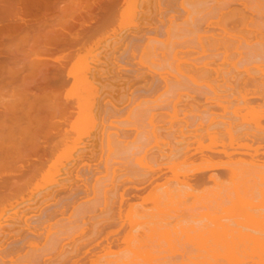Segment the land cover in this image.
<instances>
[{"label": "rangeland", "instance_id": "obj_1", "mask_svg": "<svg viewBox=\"0 0 264 264\" xmlns=\"http://www.w3.org/2000/svg\"><path fill=\"white\" fill-rule=\"evenodd\" d=\"M129 1L0 0V264H94V261L97 264H133V259L137 264V259L142 262L141 254H137L140 252H137L138 244L143 242L138 250L143 246L147 249L152 244L155 246L154 243L160 238L159 251H163L161 254H165L168 260L170 255V260L174 256L177 261L182 254L183 257L179 258L182 264L185 262L184 257L187 261L191 258L190 262L195 263L193 256L199 262L201 259L202 262H207L209 249L207 245H203V241L208 244L211 239L210 235L205 236L208 237L207 241L203 237L204 234L208 235L206 226L213 222L211 219H215H209L210 222L208 212H216L218 221L225 216L221 210L209 208L214 203L209 196L214 197L215 194L212 195L213 192L209 189L212 187L208 182L209 176L216 174L215 176L223 178L221 174H224L229 162H234V157L242 166L245 162L252 163L256 159L259 163L254 161L253 164L264 170V83H259L261 80L264 82V67L257 69L261 64L264 65V61L254 42L261 35L264 38V16L260 18V30L253 24L251 27L249 23L239 24L243 30L241 26V29L236 26L238 24H218L219 12L209 11L213 0H150L149 3L148 0ZM243 13L247 22L259 20L257 15L249 11ZM198 20L206 22L202 24ZM225 28L235 38L229 44L223 43L222 33ZM247 31L250 36L249 33L246 34ZM172 34L174 37H171ZM241 35V38L248 39L251 47L245 45V40L239 37ZM149 41H152L151 44ZM228 51V56L236 61L230 60L236 63L235 68L232 67V62L227 63ZM174 54L177 60L173 59ZM181 60L184 61L181 63ZM245 68L248 69L244 70ZM189 69L187 73L186 70ZM195 80L197 83H194ZM206 83L210 85L206 86ZM242 116L247 119L245 117L243 120ZM225 121H230L227 124H231L227 125ZM255 133H260V136ZM249 155L255 159L251 160ZM233 164L230 165L232 171L237 169V162L234 166L236 169H233ZM248 169L245 170L246 173L241 172L246 177L240 180L242 184L245 183L246 188L254 187V191L249 190L253 194L255 187L259 185L255 182L259 174L254 176L253 172H256L251 170L253 175L247 173ZM237 172L238 169L232 179L237 178ZM248 174L251 178H247ZM234 180L233 182L236 181ZM251 182L254 184L251 185ZM186 183L188 185H184ZM260 184L264 185L263 182ZM199 185H202L203 190L199 189ZM176 186H181L182 189ZM165 188L169 190V194ZM163 189L167 196L172 193L174 196H170L177 200L170 199V196L168 198ZM181 190H184L182 194L177 195ZM222 190L215 189V192L224 196ZM154 193L158 204L163 203L162 206H155L157 201L154 200L157 199H153ZM161 194L168 199L165 201ZM256 194L258 196V192ZM159 195L162 198L159 199ZM194 196L196 199L199 196V200L195 202ZM198 201L201 204L204 202L207 207L201 206ZM210 201L213 203L210 204ZM220 203H223L222 200ZM257 203L247 213L259 210ZM203 208L208 211L209 215L205 213L207 217ZM155 209L161 211L158 213L161 216L157 215ZM164 210L173 213L165 215ZM257 210L256 213L262 211ZM150 211L156 213V218L155 213L151 214ZM144 213L159 219L158 222L152 217L158 223V229L163 226L164 229L171 228L173 232L167 230L170 232L165 233L163 230L165 236L161 229L159 231L155 228L158 231H154L151 228V238L145 237L148 236L145 228L151 223L146 224L144 218H138L146 215ZM162 214L167 219H162ZM129 217L136 220L132 223ZM152 218L148 220L152 222ZM162 220H165L163 225ZM167 224L170 225L169 228ZM175 228H178L176 232ZM204 230L206 232L203 233ZM126 231L132 235H126ZM152 234H155L154 237ZM165 240L174 244L170 247L173 252L168 249L169 244L164 245ZM130 242L134 244L133 247ZM174 246L177 249L173 250ZM123 248L128 251H123ZM149 251L153 252V249ZM181 251L183 252L179 254ZM123 252L131 255L136 252L137 255L133 257L126 254L125 258ZM122 257L126 260H122ZM115 259L125 263H119ZM140 261L138 263L141 264ZM173 261L175 260L172 259Z\"/></svg>", "mask_w": 264, "mask_h": 264}, {"label": "bare ground", "instance_id": "obj_2", "mask_svg": "<svg viewBox=\"0 0 264 264\" xmlns=\"http://www.w3.org/2000/svg\"><path fill=\"white\" fill-rule=\"evenodd\" d=\"M29 1V0H28ZM32 1V0H31ZM34 1V0H33ZM129 1V0H128ZM130 1H132V0H130ZM129 1V2H130ZM149 1L150 0H148V3H149ZM182 1V0H181ZM199 1V0H198ZM202 1V0H201ZM206 1V0H205ZM205 1L204 2H202L203 4L205 3ZM209 1V0H208ZM212 1V0H211ZM25 2V1H24ZM170 3V2H169ZM202 3H200L201 5H202ZM207 3V2H206ZM27 4V3H26ZM28 4H30V5H32L31 3H28ZM146 4V3H145ZM211 4V3H210ZM234 4L236 5V7H234ZM173 5V4H172ZM186 5V4H185ZM192 5V8H193V3L191 4ZM197 5H199V4H197ZM239 5V6H238ZM181 6L183 7V5L181 4ZM203 7H204V5H202ZM210 6V5H209ZM234 8H233V7ZM131 7V6H130ZM154 7V6H153ZM157 7V6H156ZM186 7V6H185ZM222 8V9H221ZM223 8H225L227 11L225 12V9H223ZM194 9H195V7H194ZM205 9V8H204ZM155 10V9H154ZM196 10H198V8L196 9ZM195 10V11H196ZM201 10V9H200ZM214 10H216V11H218L219 12V21H218V24H221V25H228V24H238V25H236V26H238L239 27V29H243V27L241 26V28H240V26H239V24H245V23H249V26L251 25V24H253V25H255V26H257V29H259L260 27H258V26H261L260 25V23H261V20H260V18H262L263 16H264V0H213L212 1V5H211V7H210V10L209 11H214ZM222 10H224V11H222ZM160 11V10H159ZM175 11V10H174ZM244 11H249V12H251V13H253L254 15H257L258 16V18L257 19H259V20H257V21H252L253 20V18L250 20V21H252L251 23L250 22H247L246 20H244V16H242V13L244 12ZM225 12V13H224ZM204 13V12H203ZM206 13V12H205ZM246 13V12H245ZM245 13H243V14H245ZM198 15H199V13H198ZM198 15H197V18H198ZM205 15H208V14H205ZM204 14H203V16H205ZM248 15V14H247ZM211 16V15H210ZM250 16V15H249ZM256 16V17H257ZM192 17V16H191ZM200 17V16H199ZM207 17V16H206ZM205 17V18H206ZM209 17V16H208ZM216 17V16H215ZM255 17V18H256ZM186 18H187V16H186ZM209 18H211L212 19V17H209ZM214 18V17H213ZM217 18V17H216ZM176 19V18H175ZM164 20V19H163ZM173 20V19H172ZM187 20V19H186ZM208 19H206V21H207ZM214 20V19H213ZM249 20V19H248ZM187 21H190V20H187ZM206 21H204V22H206ZM217 21V20H216ZM173 22V21H172ZM172 22L170 23L171 25H172ZM182 22V21H181ZM184 22H186L185 20H184ZM192 22H193V20H192ZM198 22L200 23L201 22V20L199 21L198 20ZM203 22V23H204ZM162 23H163V21H162ZM187 24H188V22H186ZM185 23V24H186ZM190 23V22H189ZM198 23V24H199ZM202 23V22H201ZM202 23V24H203ZM263 23V22H262ZM39 24V23H38ZM136 24V23H135ZM166 24V23H165ZM191 24H193V23H191ZM161 25V24H160ZM216 25V24H215ZM246 25V24H245ZM244 25V26H245ZM207 26V25H206ZM254 26V27H255ZM23 27V26H22ZM218 27V26H217ZM221 27V26H220ZM219 27V28H220ZM230 27V26H229ZM251 27V26H250ZM221 28H223V27H221ZM237 28V27H236ZM247 28V27H246ZM21 29V28H20ZM24 29V28H23ZM27 29V28H26ZM33 29V28H32ZM37 29V28H36ZM253 29V28H252ZM263 29H264V27H263ZM19 30V29H18ZM139 30H140V28H139ZM244 30V29H243ZM248 30H249V27H248ZM250 30H251V28H250ZM260 30V29H259ZM262 30V29H261ZM132 31V30H131ZM141 31V30H140ZM256 31V30H255ZM258 31V30H257ZM264 31V30H263ZM29 32V31H28ZM27 32V33H28ZM178 32H179V30H178ZM231 32V31H230ZM261 32V31H260ZM16 33V32H15ZM136 33V32H135ZM175 33H176V31H175ZM232 33V32H231ZM243 33V32H242ZM241 33V34H242ZM247 33H249V31H247L246 32V34ZM251 33H252V31H251ZM264 33V32H263ZM35 34V33H34ZM222 34H224L222 37H223V39H224V41H223V43H228L229 44V42L232 40V38L233 39H235L234 37H233V35H231L230 33H228V31H226V28L223 30V33ZM236 34V33H235ZM239 34H240V32H239ZM40 35V34H39ZM84 35V34H83ZM248 35V34H247ZM41 36V35H40ZM173 36V34L171 35V37ZM211 36H213V35H211ZM210 36V37H211ZM235 36V35H234ZM245 36V35H244ZM249 36H250V33H249ZM248 36V37H249ZM251 36H252V34H251ZM35 37H37L36 36V34H35ZM174 37V36H173ZM176 37V36H175ZM238 37V36H237ZM240 38L242 37V35L241 36H239ZM254 37V36H253ZM26 38V37H25ZM34 38V37H33ZM139 38V37H138ZM168 38H170V36L168 37ZM180 38V37H179ZM213 38H215L214 36H213ZM229 38H231V39H229ZM28 39V38H27ZM39 39V38H38ZM122 39V38H121ZM216 39V38H215ZM241 39H244L245 40V45L247 46L248 45V47H249V45H250V47H251V44H250V42L248 41V39L247 38H241ZM250 39V38H249ZM252 39H254V38H252ZM124 40V39H123ZM176 40H177V38H176ZM207 41H208V39H206ZM210 40H212V39H210ZM217 40V39H216ZM244 40H243V42H244ZM168 41H169V39H168ZM174 41V40H173ZM150 42H152V41H149V43ZM158 42H160V40H158ZM162 43H163V41H161ZM165 42H167V41H165ZM187 42V41H186ZM239 42H242L241 40L239 41ZM255 43H256V46L259 48V50H260V52H259V55H260V57H261V60L262 61H264V38L262 37V35L260 36V37H258V39L256 40V41H254ZM156 43V42H155ZM172 43H174V42H172ZM207 43V42H206ZM252 43V42H251ZM130 44V43H129ZM151 44V43H150ZM157 44V43H156ZM161 44V43H160ZM228 44H226V45H228ZM155 45V44H154ZM163 45H164V43H163ZM166 45V44H165ZM241 45V44H240ZM243 45V44H242ZM109 46V45H108ZM148 46V43H147V45H146V47ZM157 46H158V44H157ZM183 46V45H182ZM237 46H239V45H237ZM120 47V46H119ZM122 47V46H121ZM145 47V48H146ZM161 47V46H160ZM168 47V46H167ZM177 47V46H176ZM224 47H225V45H224ZM227 47V46H226ZM248 47H246V48H248ZM115 48V47H114ZM162 48V47H161ZM166 48V47H165ZM230 48H231V46H230ZM229 48V49H230ZM235 48V47H234ZM240 48V47H239ZM151 49V48H150ZM163 49V48H162ZM167 49V48H166ZM228 49V50H229ZM85 50V49H84ZM119 50V49H118ZM145 50V49H144ZM148 50H149V48H148ZM148 50H146L147 52V54H148ZM249 50H251V49H249ZM89 51V50H88ZM152 51V50H151ZM159 51H160V49H159ZM183 51V50H182ZM232 51H233V49H232ZM150 52V51H149ZM185 52H187V51H185ZM252 52V51H251ZM143 53V52H142ZM145 53V54H146ZM184 53V52H183ZM188 53V52H187ZM229 51L226 53L227 55L226 56H228L229 55ZM242 53V52H241ZM147 54H146V56H147ZM150 54H151V52H150ZM192 54V53H191ZM255 54V53H254ZM134 55V54H133ZM167 55V54H166ZM176 55H179V53H177ZM175 54H174V56H172V57H174L173 59H176L177 57H175L176 56ZM74 56V55H73ZM144 56V55H143ZM142 56V57H143ZM149 56V55H148ZM168 56V55H167ZM191 56H193V55H191ZM245 56H247V55H245ZM252 56V55H251ZM255 56V55H254ZM70 57V56H69ZM90 57V56H89ZM184 57H186L185 55H184ZM221 57V56H220ZM68 58V57H67ZM146 58V57H145ZM171 58V57H170ZM192 58V57H191ZM199 58V57H198ZM218 58V57H217ZM252 58V57H251ZM96 59H97V57H96ZM95 59V60H96ZM186 59H187V57H186ZM203 59V58H202ZM226 59H229V61H227V63L229 62H232L233 60L231 59V57H229L228 56V58L226 57ZM239 59V58H238ZM238 59H237V62H238ZM69 60V59H68ZM93 60V59H92ZM147 60V59H146ZM177 60V59H176ZM179 60V59H178ZM230 60H232V61H230ZM76 61V60H75ZM74 61V62H75ZM107 61V60H106ZM182 61H184V60H181L180 62L182 63ZM252 61V60H251ZM71 62V61H70ZM97 62H98V60H97ZM101 62V61H100ZM169 62V61H168ZM171 62V61H170ZM174 62V61H173ZM212 62H214V61H212ZM234 62H236L235 60H234ZM234 62H232V67H234V64H236V63H234ZM240 62V61H239ZM260 62V61H259ZM95 63V62H94ZM156 63H157V61H156ZM172 63V62H171ZM209 63V62H208ZM208 63H206V64H208ZM69 64V63H68ZM100 64V63H99ZM152 64V63H151ZM159 64V63H158ZM205 64V63H204ZM204 64L202 65V66H204ZM253 64H254V61H253ZM257 64V63H256ZM255 64V65H256ZM74 65V64H73ZM145 65V64H144ZM150 65V64H149ZM176 65H177V63H176ZM184 65V64H183ZM183 65H181L180 67H183ZM87 66H90V65H87ZM141 66V65H140ZM146 66V65H145ZM148 66V65H147ZM162 66V65H161ZM189 66V65H188ZM187 66V67H188ZM196 66V68H197V65H195ZM206 66H208L209 67V65H206ZM229 65H227V67H228ZM257 66H258V64H257ZM262 66L264 67V65L263 64H261L260 66H258L257 67V69H263L262 68ZM73 67V66H72ZM71 67V68H72ZM102 67V66H101ZM207 67V68H208ZM45 68V67H44ZM88 68H90V67H88ZM144 68V67H143ZM163 68V67H162ZM210 68V67H209ZM229 68V67H228ZM235 68V67H234ZM81 69H86V68H81ZM149 69H150V67H149ZM177 69V68H176ZM180 69V68H179ZM183 68H181V70H182ZM248 68H245L244 70H247ZM79 70V69H78ZM95 70V69H94ZM163 70V69H162ZM181 70H179L180 72H181ZM211 71H212V69H210ZM80 71H83V70H80ZM155 71V70H154ZM156 71H157V69H156ZM155 71V72H156ZM161 71V70H160ZM178 71V70H177ZM185 71V69H183V72ZM187 71V73H188V71H190V69L189 70H186ZM199 71V70H198ZM204 71V70H203ZM203 71L201 72V73H203ZM227 71V70H226ZM259 71V70H258ZM151 72V71H150ZM166 72V71H165ZM197 72V71H196ZM247 72V71H246ZM77 73V72H76ZM76 73H74V74H76ZM157 73H159V72H157ZM162 73V72H161ZM168 73V72H167ZM182 73V72H181ZM180 73V74H181ZM214 73V72H213ZM227 73L228 74H230L229 73V70L227 71ZM262 73V72H261ZM260 73V74H261ZM183 75H184V73H182ZM248 74V73H247ZM79 75V74H78ZM163 75V74H162ZM166 75V74H165ZM168 75V74H167ZM166 75V76H167ZM193 75H195V74H193ZM198 75H201L200 73L198 74ZM218 75V74H217ZM231 75V74H230ZM264 75V74H263ZM69 76V75H68ZM161 76V75H160ZM172 76V75H171ZM186 76H187V74H186ZM195 76H197V74L195 75ZM226 76V75H225ZM94 77V76H93ZM102 77V76H101ZM164 77V76H163ZM169 77V76H168ZM190 77H193V76H191V74H190ZM208 77V76H207ZM217 77V76H216ZM215 77V78H216ZM257 77V76H256ZM264 77V76H263ZM79 78V77H78ZM88 78V77H87ZM194 78V77H193ZM221 78V77H220ZM227 78H229V76L227 77ZM249 79L251 78L250 76L248 77ZM255 78V77H254ZM169 79V78H168ZM185 79V78H184ZM192 79V78H191ZM195 79V78H194ZM235 79V78H234ZM189 80H190V78H189ZM193 80V79H192ZM208 80H212V79H208ZM215 80V79H214ZM213 80V81H214ZM226 80V79H225ZM224 80V81H225ZM236 80V79H235ZM252 81L254 80V79H251ZM255 80H256V78H255ZM196 81V80H195ZM213 81H212V83H213ZM216 81H217V79H216ZM262 81V80H261ZM259 82L260 84H262V83H264V82ZM264 81V80H263ZM91 82H92V80H91ZM90 82V83H91ZM87 83V82H86ZM194 83H197V81L196 82H194ZM211 83V84H212ZM221 83V82H220ZM222 83H224V82H222ZM255 83V82H254ZM92 84V83H91ZM174 84H176V83H174ZM196 85V84H195ZM194 85V86H195ZM207 85H210V84H208V83H206V86ZM228 85H229V83H228ZM230 85H231V83H230ZM263 85V84H262ZM171 86H173V85H171ZM170 86V87H171ZM175 86V85H174ZM197 86V85H196ZM219 86V85H218ZM162 87V86H161ZM169 87V88H170ZM180 87V86H179ZM183 87V86H182ZM213 87V86H212ZM73 88V87H72ZM107 88V87H106ZM168 88V89H169ZM178 88V87H177ZM176 88V89H177ZM199 88V87H198ZM209 88H210V86H209ZM232 88H233V85H232ZM166 89V88H165ZM173 89V88H172ZM210 89H212V88H210ZM73 90H75V89H73ZM106 90V89H105ZM104 90V91H105ZM171 90V89H170ZM178 90V89H177ZM176 90V91H177ZM186 90H187V88H186ZM230 90V89H229ZM239 90V89H238ZM259 90V89H258ZM263 90V89H262ZM72 91V90H71ZM167 91V90H166ZM169 91V90H168ZM204 91V90H203ZM210 91V90H209ZM76 92V91H75ZM92 92V91H91ZM94 92V91H93ZM170 92H172V91H170ZM231 92V91H230ZM71 93V92H70ZM76 94H77V92H76ZM108 94V93H107ZM235 94V93H234ZM254 94V93H253ZM92 95V94H91ZM166 95H168V94H166ZM181 95V94H180ZM241 95V94H240ZM251 96V95H250ZM84 98V97H83ZM157 98V97H156ZM214 98V97H213ZM216 98V97H215ZM244 98H247V97H245L244 96ZM179 100V99H178ZM216 100H217V98H216ZM226 100V99H225ZM203 101V100H202ZM219 101V100H218ZM243 101H245V100H243ZM88 102V101H87ZM158 102V101H157ZM179 102V101H178ZM230 102H232V101H230ZM145 103V102H144ZM153 103V102H152ZM172 103V102H171ZM264 103V102H263ZM148 104V103H147ZM174 104H176V103H174ZM178 104V103H177ZM191 104V103H190ZM225 104H227V103H225ZM15 105V104H14ZM155 105V104H154ZM197 105V104H196ZM233 105V104H232ZM259 105V104H258ZM147 106V105H146ZM149 106V105H148ZM150 106H152V105H150ZM157 106V105H156ZM221 106H223V105H221ZM226 106V105H225ZM261 106V105H260ZM140 107V106H139ZM196 107V106H195ZM230 107V106H229ZM264 107V106H263ZM15 108V107H14ZM188 108V107H187ZM247 108V107H246ZM147 109V108H146ZM198 109V108H197ZM201 109V108H200ZM241 109H243V108H241ZM262 109V108H261ZM260 109V110H261ZM206 110V109H205ZM225 110H226V108H225ZM263 110V112H264V108L262 109ZM243 111V110H242ZM242 111H240V112H242ZM245 111V110H244ZM188 112V111H187ZM192 112V111H191ZM210 112H212V111H210ZM239 112V111H238ZM260 113H263V112H261V111H259ZM206 114V113H205ZM221 114V113H220ZM219 114V115H220ZM235 114H236V111H235ZM243 115H244V113H242ZM145 115V114H144ZM211 115V114H210ZM214 115V114H213ZM233 115V114H232ZM241 115V114H240ZM249 115V114H248ZM151 116V115H150ZM230 116H231V114H230ZM234 116V115H233ZM232 116V117H233ZM90 117V116H89ZM190 117V116H189ZM243 117V116H242ZM246 116H244L242 119L244 120V118H245ZM250 117V116H249ZM193 118V117H192ZM196 118V117H195ZM234 118V117H233ZM232 118V119H233ZM238 118H239V116H238ZM241 119V120H242ZM246 119H247V117H246ZM248 119H251V118H248ZM240 120V119H239ZM224 121V120H223ZM221 122V121H220ZM230 121H225V123L227 124V123H229ZM248 122H249V120H248ZM150 123V122H149ZM162 123V122H161ZM216 123H217V121H216ZM234 123V122H233ZM239 123V122H238ZM243 123V122H242ZM231 124V123H230ZM230 124H227V125H230ZM179 125V124H178ZM234 125V124H233ZM216 126V125H215ZM224 126V125H223ZM151 127V126H150ZM220 127V126H219ZM236 127V126H235ZM239 127V126H238ZM153 128V127H152ZM226 128V127H225ZM263 128V127H262ZM74 129V128H73ZM235 129V128H234ZM237 129V128H236ZM252 129V128H251ZM254 129V128H253ZM260 129V128H259ZM75 130V129H74ZM226 130V129H225ZM225 130H224V132H225ZM228 130V129H227ZM220 131H222V130H220ZM250 131V130H249ZM255 131V130H254ZM254 131H253V133H254ZM257 131V130H256ZM169 132V131H168ZM213 132V131H212ZM215 132V131H214ZM239 132V131H238ZM258 132H259V130H258ZM251 133V132H250ZM75 134V133H74ZM76 134H77V132H76ZM208 134H209V132H208ZM241 134V133H240ZM243 134H246L245 132L243 133ZM243 134H241V135H243ZM256 134V133H255ZM260 134V133H259ZM258 134V135H259ZM263 134V133H262ZM261 134V135H262ZM145 135V134H144ZM221 135V134H220ZM257 134H256V136H258ZM65 136V135H64ZM171 136V135H170ZM223 136V135H222ZM246 136V135H245ZM254 137V135L253 134H251V137ZM260 136V135H259ZM209 137H212V135H210ZM229 137V136H228ZM232 137V136H231ZM240 137H242V136H240ZM261 137H263V136H261ZM214 138H215V136H214ZM230 138V137H229ZM233 138V137H232ZM238 138V137H237ZM255 138V137H254ZM216 139V138H215ZM246 139V138H245ZM244 139V140H245ZM256 139V138H255ZM175 140V139H174ZM225 140V139H224ZM227 140V139H226ZM249 140V139H248ZM156 141V140H155ZM220 141V140H219ZM215 142V141H214ZM221 142V141H220ZM256 142V141H255ZM173 143V142H172ZM224 143V142H223ZM233 143V142H232ZM250 143V142H249ZM202 144V143H201ZM199 145H200V143H199ZM230 145V144H229ZM242 146L243 145H245V143L244 144H241ZM249 145V144H248ZM252 145V144H251ZM251 145H249V146H251ZM259 145V144H258ZM162 146V145H161ZM233 146V145H232ZM179 147V146H178ZM244 147H246V146H244ZM175 148H176V146H175ZM235 148V147H234ZM237 148V147H236ZM241 148V147H240ZM258 148H261L262 149V147L260 146H258ZM182 149V148H181ZM180 149V150H181ZM231 149V148H230ZM232 149H233V147H232ZM247 149V148H246ZM176 150V149H175ZM183 150V149H182ZM247 150H249V149H247ZM219 151V150H218ZM264 151V150H263ZM178 152V151H177ZM182 152V151H181ZM169 153V152H168ZM224 154H225V152H223ZM230 153V152H229ZM240 153V152H239ZM246 153H247V151H246ZM167 154V153H166ZM179 154V153H178ZM217 154V153H216ZM233 154H235V153H233ZM237 154V153H236ZM174 155V154H173ZM187 155V154H186ZM185 155V156H186ZM231 155V153L229 154V156ZM243 155V154H242ZM246 154H244V156H245ZM263 155H264V153H263ZM181 156V155H180ZM226 156H228V153L226 154ZM252 156H254L253 154H252ZM251 156V157H252ZM168 156H166V158H167ZM239 157V156H238ZM242 157V156H241ZM246 157V156H245ZM249 157H250V155H249ZM250 157V158H251ZM165 158V157H164ZM169 158V157H168ZM174 158V157H173ZM225 158H227V157H225ZM231 157H228V159L229 160H231L230 159ZM236 157H234V159H235ZM246 158H248V157H246ZM233 159V161L236 163L237 162V165L235 166V163L234 162H229V166L231 165V164H233V169H238V172H240V169L242 168V167H244L243 168V171H241V172H245V170L246 169H248V171H247V173L249 172L250 173V170L253 172V171H255L256 173H254L253 172V174H254V176H256V174L258 175L257 176V180L258 181H260V182H263V184H264V170H261V169H259L260 168V166H259V168L257 167V165L256 164H253V162L254 161H256V159H255V157H254V159H252L251 158V160H254L252 163L250 162V161H248V162H243L244 163V165L242 166V165H239L238 164V161L237 160H234ZM238 159V158H237ZM262 159V158H261ZM263 159H264V156H263ZM176 160H178L177 158H176ZM175 160V161H176ZM202 160V159H201ZM200 160V161H201ZM208 160V159H207ZM247 160V159H246ZM183 161V160H182ZM210 161V160H209ZM219 161V160H218ZM224 161H226V160H224ZM240 161V160H239ZM245 161V160H244ZM217 162V161H216ZM228 162V161H227ZM226 162V163H227ZM240 162H242V161H240ZM256 162H258V161H256ZM145 163V162H144ZM143 163V164H144ZM189 163V162H188ZM203 163V162H202ZM219 163H221V162H219ZM231 163V164H230ZM249 163H251V164H249ZM259 163V162H258ZM257 163V164H258ZM140 164H141V162H140ZM206 164V163H205ZM204 164V165H205ZM208 164V163H207ZM206 164V165H207ZM212 164V163H211ZM242 164V163H241ZM249 164V165H248ZM146 165V164H145ZM176 165H178V164H176ZM189 165V164H188ZM205 165V166H206ZM252 165V167H248V166H251ZM253 165H255V166H253ZM186 166V165H185ZM210 166V165H209ZM209 166H207V167H209ZM229 166H227V168L225 169V172H224V174L222 175L221 173H219V174H221V176H223V178L222 179H224V180H222L220 177H218V176H215V175H208L209 176V181L208 182H210L209 184H212V187H213V189H214V191H213V189H211L212 187H210L209 189L211 190V192H213L212 193V195L215 193V194H217V193H220V192H215V189L218 191H220V190H222L224 193V196H219V194H217L216 196H215V194H214V197L213 196H209V197H212L211 199H212V201L214 202H211L210 204H212L210 207H209V204H206V205H208V207L209 208H211V207H214V210L215 209H218L221 213H222V215L224 216V218H223V220H219L218 221V219H216L217 217H216V212H214V213H210L211 211L209 210V214L205 211V210H207V209H202V210H204V215L207 217V215L206 214H208L209 215V217H207L208 218V220L209 219H211V218H215V219H211L213 222H211V220H209L211 223H209V221H208V223L210 224V225H213L212 227H210L209 226V224H208V226H206L207 227V232L204 230V231H202L203 233L204 232H206V233H208V235H205L204 234V237H203V239L204 240H206L207 241V239L206 238H208V237H205V236H209L210 235V238L209 239H211L210 240V243L208 242V244H211V246L210 245H208V244H206V242L204 243V241H203V245L205 246V245H207V248L209 249V254H207L208 255V261L207 262H202V259L200 260V262H199V260L198 259H196L194 256H193V258H192V260H194L195 261V263L193 262H190L191 260V258H188V261L187 260H185V257L183 258L184 259V261L185 262H190L191 264H264V185H261L260 184V182L258 183V181L256 180V178L254 179V180H256L255 182H257V184H259L257 187H255V189H256V191L258 192V196H257V192L255 191V192H253V194H251L252 193V190L254 191V187H253V189L250 187V189H252L251 190V192L249 191L250 189L249 188H246L245 187V183L244 184H242L241 183V180H240V178H243V177H246V172L245 173H241L242 174V176H241V174L240 173H238L237 172V178H235V180L237 181L238 179V181L236 182L234 179H232V177L234 178L235 177V173H236V171H237V169L236 170H233L234 171V173H233V171H232V168H231V166L229 167ZM234 166L236 167V168H234ZM239 166H240V168H239ZM263 166V165H262ZM141 167H143V166H141ZM177 167V166H176ZM180 167V166H179ZM182 167H184V166H182ZM206 167V168H207ZM255 167H256V169H255ZM174 168H175V166H174ZM252 168H254L255 170H252ZM258 168V169H257ZM262 168V167H261ZM208 169H210V168H208ZM228 169V170H227ZM263 169H264V166H263ZM187 170V169H186ZM226 170H227V172H226ZM258 171V172H257ZM222 172V171H221ZM238 174H239V176H238ZM245 174V175H244ZM250 174H252V173H250ZM250 174H248V177L247 178H251V177H249V175ZM252 174V175H253ZM177 175V174H176ZM175 176V175H174ZM173 176V177H174ZM178 176V175H177ZM224 176H225V178H224ZM253 176V177H254ZM183 177V176H182ZM174 178H177L176 176L174 177ZM208 178V177H207ZM173 179V178H172ZM169 180V179H168ZM233 180L235 181V182H233ZM242 180H245V179H242ZM248 180V179H247ZM253 180V181H254ZM179 181V180H178ZM181 181V180H180ZM182 182V181H181ZM183 182H185V181H183ZM182 182V183H183ZM193 182V181H192ZM199 183H200V181H198ZM239 182V183H238ZM166 183V182H165ZM188 183V182H187ZM184 184V185H188V184ZM198 183V184H199ZM237 183V184H236ZM157 184V183H156ZM164 184V183H163ZM162 184V185H163ZM170 184V183H169ZM200 184H202V183H200ZM205 184V183H204ZM203 184V185H204ZM254 184V183H253ZM252 184V182H251V185H253ZM107 185V184H106ZM155 185V184H154ZM179 185V184H178ZM183 185V186H184ZM196 185V184H195ZM207 185V184H206ZM243 185V187H241ZM166 186V185H165ZM169 187H170V185H168ZM173 187H174V185H172ZM198 186V185H197ZM200 186V185H199ZM202 186V185H201ZM200 186V187H201ZM211 186V185H210ZM247 186V185H246ZM260 186V187H259ZM262 186V187H261ZM63 187V186H62ZM100 187V186H99ZM161 187H163V186H161ZM177 187V186H176ZM178 187H180V189H182L181 188V186H178ZM177 187V188H178ZM185 187V186H184ZM190 187V186H189ZM192 187V186H191ZM245 187V188H244ZM247 187H249V186H247ZM151 188H152V186H151ZM150 188V189H151ZM175 188V187H174ZM187 188V187H186ZM185 188V189H186ZM15 189V188H14ZM105 189V188H104ZM166 189V188H165ZM199 189H202V187L201 188H199ZM207 189H208V187H207ZM241 189V190H240ZM98 190V189H97ZM102 190V189H101ZM164 190V189H163ZM170 190H171V188H170ZM193 190V188L191 189V191ZM203 190V189H202ZM151 191V190H150ZM166 191H168L167 193L169 194V190H167L166 189ZM184 191V190H183ZM182 190H181V193L180 194H177V195H181L182 194V192H183ZM189 191L190 190H188V194H189ZM197 191V190H196ZM201 191V190H200ZM199 191V192H200ZM99 192V191H98ZM153 192V191H152ZM165 192V190L163 191V193ZM172 192V191H171ZM170 192V193H171ZM203 192V191H202ZM111 193V192H110ZM166 193V192H165ZM164 193V194H165ZM167 193L165 194L166 196H167ZM173 193H175V191L173 192ZM186 193V192H185ZM201 193V192H200ZM222 193V192H221ZM255 193V194H254ZM101 194H102V192H101ZM153 194V193H152ZM164 194H161V195H163V197H165L164 196ZM172 194V193H171ZM170 194V195H171ZM184 194V193H183ZM98 195V194H97ZM120 195V194H119ZM170 195H168L167 197L168 198H170V199H172L173 197L172 196H170ZM173 195V194H172ZM187 195V194H186ZM193 195V194H192ZM191 195V196H192ZM195 195V194H194ZM198 195H199V193H198ZM204 195V194H203ZM209 195V194H208ZM251 195L253 196V197H251ZM170 196V197H169ZM174 196V195H173ZM199 196H201V195H199ZM199 196L197 197V199L199 198ZM255 196V197H254ZM257 196V197H256ZM154 197L155 198H153V195H152V198L153 199H157L156 198V194L154 193ZM158 197V196H157ZM167 197H165L164 198V200L166 201L168 198ZM178 197V196H177ZM181 197V196H180ZM207 197V196H206ZM223 197V198H222ZM104 198V197H103ZM121 198H122V196H121ZM160 198H162V197H160V195H159V199ZM182 198V197H181ZM185 198V197H184ZM184 198H182V199H184ZM193 198V197H192ZM205 198V197H204ZM213 198H215V200H216V203H215V200H213ZM222 198V199H221ZM258 198V199H257ZM124 199V198H123ZM173 199H175V198H173ZM194 199H196L195 198V196H194ZM193 199V200H194ZM197 199L196 200H194L195 202L197 201ZM222 200V204L220 203V201ZM163 200V199H162ZM177 199H175V201H176ZM180 200V199H179ZM199 200V199H198ZM207 200V199H206ZM99 201V200H98ZM97 201V202H98ZM111 201V200H110ZM148 201V200H147ZM155 202L157 201V203L155 204V206H162L163 205V203H162V205L159 203L158 204V199L157 200H154ZM174 200H173V202H175ZM142 202H143V200H142ZM146 202V201H145ZM171 202V201H170ZM180 202V201H179ZM185 202H187V201H185ZM199 203H200V201H198ZM256 202H258L257 203V205H258V209L260 210V209H262V211L261 212H259V213H256V210L257 209H254L255 210V212L253 211V213L251 212V210H250V213H247L249 210L248 209H252L253 210V207L255 206L254 204L256 203ZM105 203V202H104ZM109 203V202H108ZM138 203V202H137ZM167 203H168V201H167ZM191 203V202H190ZM203 204H201L200 203V205L202 206V205H204L205 203L204 202H202ZM91 204V203H90ZM97 204V203H96ZM112 204V203H111ZM121 204V203H120ZM169 204V203H168ZM173 204V203H172ZM171 204V205H172ZM179 204H181V203H179ZM214 204H216L215 206H214ZM141 205H142V203H141ZM146 205V204H145ZM164 205H165V202H164ZM119 206V205H118ZM152 206V205H151ZM154 206V207H155ZM165 206H167V205H165ZM182 206V205H181ZM180 206V207H181ZM184 206H185V203H184ZM205 206V205H204ZM253 206V207H252ZM98 207V206H97ZM145 207V206H144ZM153 207V206H152ZM164 207V206H163ZM171 206H169L168 208H170ZM175 207H177V204L175 203ZM205 207H207V206H205ZM257 207V206H256ZM90 208V207H89ZM96 208V207H95ZM108 208V207H107ZM150 208V207H149ZM156 208V207H155ZM157 208H159L160 209V207H157ZM162 208V207H161ZM178 208H179V206H178ZM177 208V209H178ZM202 208V207H201ZM220 208V209H219ZM116 209V208H115ZM136 209H137V207H136ZM135 209V210H136ZM151 209H153L154 210V208H151ZM150 209V210H151ZM166 209H167V207H166ZM171 209V208H170ZM176 209V210H177ZM182 209V208H181ZM184 209H185V207H184ZM213 209V208H212ZM114 210V209H113ZM157 212V215H158V213H161V211L160 212H158V210L157 209H155ZM171 210H173V209H171ZM186 210V209H185ZM248 210V211H247ZM259 210H257V212L259 211ZM120 211V210H119ZM144 211V210H143ZM145 211H147L148 213H149V211L146 209ZM165 211V210H164ZM164 211H162V212H164ZM167 211H169V210H167ZM187 211H189V210H187ZM215 211H217V210H215ZM166 212V211H165ZM164 212V213H165ZM183 212V211H182ZM199 212H200V210H199ZM198 212V213H199ZM213 212V211H212ZM150 213L151 214H153V213H155L154 211L153 212H151L150 211ZM156 213L154 214V215H150V214H147V213H144V214H146V215H142L141 217H138V218H140V219H142V218H144V220L146 221V224H149V223H151V225L150 226H148V228L146 227L145 228V232H148V233H146V235L148 234V236H145V237H149V238H151L150 236H149V234H150V232H151V230L153 229L154 231H160V229H161V231L164 233V231L163 230H165V233L166 232H170V231H172L171 230V228L170 229H167V228H165L164 229V227L162 226L163 225V222L165 223V220H162L161 222V226H162V228H157L158 227V223H155V221H158L159 222V219H158V217H157V219L158 220H156L155 218H156ZM167 213V212H166ZM165 213V215H168V214H172L173 213V211H172V213H167L166 214ZM175 213V212H174ZM178 213V212H177ZM185 213H186V211H185ZM197 213V212H196ZM195 213V214H196ZM206 213V214H205ZM138 214V213H137ZM139 214H141V213H139ZM191 214V213H190ZM190 214H188L189 216H191ZM193 214H194V212H193ZM253 214V215H252ZM104 215V214H103ZM113 215V214H112ZM150 215V216H149ZM164 214H162V216H163ZM164 215V216H165ZM181 215V214H180ZM197 215V214H196ZM203 215V214H202ZM119 216V215H118ZM132 216V215H131ZM155 218H154V217ZM158 216H161V215H158ZM163 216V218L162 219H167L166 217H164ZM200 216V215H199ZM79 217V216H78ZM112 217V216H111ZM120 217V216H119ZM135 217H137L136 215H135ZM154 218V220H153V218ZM106 218H108V217H106ZM134 218V217H133ZM148 218H152V222H150L149 220H148ZM180 218H181V216H180ZM200 218V217H199ZM201 218H203V216L201 217ZM129 221L130 222H132L133 223V220L135 219L136 220V218H134V219H132L131 220V217H129ZM196 219V218H195ZM105 220V219H104ZM127 220H128V218H127ZM161 220V219H160ZM186 219H184V221H185ZM102 221V220H101ZM143 221V220H142ZM167 221H169V220H167ZM98 222V221H97ZM100 222V221H99ZM107 222V221H106ZM190 222V221H189ZM193 222V221H192ZM199 222V221H198ZM128 223V222H127ZM140 223V225H141V223L142 222H139ZM138 223V224H139ZM153 223V224H152ZM154 223L156 224V225H154ZM172 223H173V221H172ZM179 223H180V221H179ZM187 223H188V219H187ZM202 223V222H201ZM160 224V223H159ZM171 224V223H170ZM183 224V223H182ZM184 224H186V223H184ZM183 224V225H184ZM194 224V223H193ZM192 224V225H193ZM133 225V224H132ZM168 225V224H167ZM174 225V224H173ZM176 226H177V223L175 224ZM174 225V227H176ZM182 225V226H183ZM188 225V224H187ZM206 225V224H205ZM141 226H143V225H141ZM146 226V225H145ZM152 226V227H151ZM155 226V227H154ZM157 226V227H156ZM169 226L170 225H168V228H169ZM179 226V225H178ZM199 226V225H198ZM197 226V227H198ZM134 227V226H133ZM138 227V226H137ZM190 227H192V226H190ZM189 227V228H190ZM194 227V226H193ZM205 227V228H206ZM210 227V228H209ZM128 228V227H127ZM130 228H131V226H130ZM136 228V227H135ZM142 228V227H141ZM152 228V229H151ZM155 228H157L158 230H156ZM204 228V227H203ZM204 228V229H205ZM151 229V230H150ZM182 229V228H181ZM180 229V230H181ZM190 229H192V228H190ZM197 229V228H196ZM196 229H193V230H196ZM201 229V228H200ZM199 229V230H200ZM133 230H135V229H133ZM143 230V229H142ZM141 230V231H142ZM150 230V231H149ZM153 230H152V232L151 233H153ZM167 230H170V231H167ZM176 230H178V228L176 229H174V232H176ZM198 230V229H197ZM197 230L196 231H194V232H197ZM203 230V229H202ZM115 231V230H114ZM113 231V232H114ZM123 231V230H122ZM128 231H130V230H128ZM141 231H139V232H141ZM209 231V232H208ZM162 232H159V233H161L162 234ZM173 232V231H172ZM183 231L181 230V233H182ZM201 232V231H200ZM126 233V235H128V236H131L132 234H130L129 232H128V234H127V231L125 232ZM165 233L163 234V235H165ZM110 234V233H109ZM135 234V233H134ZM133 234V235H134ZM144 235H145V233H143ZM168 234V233H167ZM194 234V233H193ZM198 236H200L201 234L199 233V231H198ZM125 235V236H126ZM153 235V237H154V235L155 234H152ZM57 236V235H56ZM123 237V238H125L126 239V237ZM166 236V235H165ZM181 236V235H180ZM196 236H197V234H196ZM156 237H158V236H156ZM156 237H155V239H156ZM160 237V236H159ZM162 237H164V236H162ZM183 237V236H182ZM86 238H87V236H86ZM122 238V239H123ZM128 238V237H127ZM139 238V237H138ZM174 238H176V237H174ZM174 238H172V240L174 239ZM177 238H179V237H177ZM184 238V237H183ZM198 238V237H197ZM124 239V240H125ZM130 239V238H129ZM134 239H136V238H134ZM133 239V240H134ZM161 239V238H160ZM160 239H157V241H156V243H154L155 244V246H153V244L152 245H150L147 249H146V246H143V247H140V249L138 250V247L143 243V242H141V244H138L139 246L137 247V252H143V253H137L138 255H140L141 257H140V259L142 260V262L140 261V260H138L137 259V264H140V263H138L139 261L141 262V264H180L181 262H180V260L181 259H179L181 256H182V252L184 251V249H183V251H181L179 254H181V255H179L180 257L178 258L179 259V262H178V259H177V261H176V258H173L174 256H172V258H171V260H170V255L167 253L166 255H169V260L165 257V254L164 255H162L161 254V252H163V251H159V247H160V245L158 244L159 242V240ZM163 239V238H162ZM200 239H201V237H200ZM202 239V240H203ZM82 240V239H81ZM183 240L184 239H182V242H183ZM55 241H56V239H55ZM58 241V240H57ZM79 241V240H78ZM82 241H84V240H82ZM123 241V240H122ZM126 241H129L128 239L126 240ZM125 241V242H126ZM140 241V240H139ZM153 241V240H152ZM164 241V240H163ZM171 241V240H170ZM186 241V240H185ZM77 242V241H76ZM124 242V243H125ZM155 242V241H154ZM179 242H180V240H179ZM181 242V243H182ZM187 242V241H186ZM202 242V241H201ZM123 243V242H122ZM131 243V242H130ZM136 243V242H135ZM138 243V242H137ZM169 244L168 242H166V240H165V243H164V245L165 244ZM171 243V242H170ZM174 243V242H173ZM78 244V243H77ZM127 244V243H126ZM125 244V245H126ZM132 244V243H131ZM148 244H150V242L148 243ZM180 244V243H179ZM183 244V243H182ZM186 245H187V243H185ZM75 245V244H74ZM102 245V244H101ZM110 245V244H109ZM133 245L134 244H132V247H133ZM145 245V244H144ZM159 245V246H158ZM174 245V244H169L168 245V249H170L171 250V248L170 247H172V246ZM184 245V244H183ZM182 245V246H183ZM213 245V246H212ZM108 246V245H107ZM127 246V245H126ZM128 246L130 247V245L128 244ZM127 246V247H128ZM158 247V249H157V247ZM181 246V245H180ZM208 246H210V247H208ZM145 247V248H144ZM151 247H153V248H151ZM154 247H156V249L158 250V251H156V249L154 248ZM175 247V246H174ZM172 248L173 250H175V249H177L176 247L175 248ZM211 247H212V249H211ZM126 248V247H125ZM134 248H136V247H134ZM142 248V249H141ZM166 248V247H165ZM181 248V250H182V247H180ZM48 249V248H47ZM110 249V248H109ZM124 249V248H123ZM128 249H130V248H128ZM145 251H144V250ZM153 249V252L151 251H149V250H152ZM53 250V249H52ZM74 250V249H73ZM103 250V249H102ZM126 249H124L123 251H125ZM131 250L134 252V250L131 248ZM161 250H163V249H161ZM169 250V251H170ZM67 251H69V249H67ZM90 251H92V250H90ZM107 252H108V250H106ZM126 251H128V250H126ZM130 251V250H129ZM135 251H136V249H135ZM149 251V252H148ZM164 251H167V250H165L164 249ZM180 251V250H179ZM35 252V251H34ZM33 252V253H34ZM42 252V251H41ZM72 252H74V251H72ZM71 252V253H72ZM87 252V251H86ZM103 252V251H102ZM120 252V251H119ZM132 252V253H133ZM158 252H160L159 254H156V253H158ZM171 252H173L172 250H171ZM188 252V251H187ZM38 253V252H37ZM106 253V252H105ZM121 253V252H120ZM123 253H125V254H123L124 256H125V258H127L126 257V254L128 255V256H130L131 254L129 253H127V252H123ZM176 253V252H175ZM174 253V254H175ZM202 253V252H201ZM31 254H32V252H31ZM64 254V253H63ZM101 254V253H100ZM99 254V255H100ZM119 254V253H118ZM136 254V252L134 253V255H137ZM162 256H161V255ZM187 254H189V253H187ZM33 255V254H32ZM69 255H70V253H69ZM97 255V254H96ZM99 255H97V256H99ZM113 254H111V256H112ZM120 255V254H119ZM133 255V254H132ZM131 255V256H132ZM134 255H133V257H134ZM186 255V254H185ZM81 256V255H80ZM111 256H109V258H111ZM121 256H122V253H121ZM121 256H119V257H121ZM186 256H189V255H186ZM31 257V256H30ZM91 257V256H90ZM168 257V256H167ZM183 257V256H182ZM181 257V258H182ZM191 257V256H190ZM92 258H94V257H92ZM91 258V259H92ZM98 258V257H97ZM118 258V257H117ZM123 258V257H122ZM130 258V257H129ZM132 258V257H131ZM130 258V259H131ZM199 258V257H198ZM201 258V257H200ZM172 259L173 260H175L176 261V263H175V261H173L172 262ZM196 259V260H195ZM77 260V259H76ZM86 260V259H85ZM84 260V261H85ZM98 260V259H97ZM115 260H117V259H115ZM120 259H118L117 260V262L119 261ZM122 260H126V259H122ZM198 260V261H197ZM26 261V260H25ZM31 261V260H30ZM29 261V262H30ZM55 261V260H54ZM92 261H93V259H92ZM99 261H100V259H99ZM98 261V262H99ZM133 261V262H132ZM131 262L133 263V264H135L134 263V259L132 260ZM197 261V262H196ZM204 261H206V260H204ZM122 262V261H121ZM120 261H119V263H121ZM127 262V261H126ZM178 262V263H177ZM183 262V261H182ZM185 262H183V264L185 263ZM89 263V262H88ZM100 263H101V261H100ZM104 263V262H103ZM122 263H125V262H122ZM189 263V264H190ZM90 264V263H89ZM93 264V263H92ZM94 264H97V262L95 263V261H94ZM99 264V263H98ZM116 264V263H115ZM118 264V263H117ZM125 264H127V263H125ZM129 264V263H128ZM182 264V263H181Z\"/></svg>", "mask_w": 264, "mask_h": 264}]
</instances>
